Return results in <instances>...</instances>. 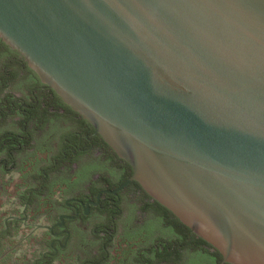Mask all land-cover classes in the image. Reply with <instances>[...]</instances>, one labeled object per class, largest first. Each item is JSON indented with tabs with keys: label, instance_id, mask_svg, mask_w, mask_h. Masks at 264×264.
Segmentation results:
<instances>
[{
	"label": "water",
	"instance_id": "obj_1",
	"mask_svg": "<svg viewBox=\"0 0 264 264\" xmlns=\"http://www.w3.org/2000/svg\"><path fill=\"white\" fill-rule=\"evenodd\" d=\"M0 42L221 257L264 264V0H0Z\"/></svg>",
	"mask_w": 264,
	"mask_h": 264
},
{
	"label": "flooded vegetation",
	"instance_id": "obj_2",
	"mask_svg": "<svg viewBox=\"0 0 264 264\" xmlns=\"http://www.w3.org/2000/svg\"><path fill=\"white\" fill-rule=\"evenodd\" d=\"M1 44L0 192L12 196L1 205L0 264H125L115 257L129 244L152 249L157 264H220L136 182L108 193L129 166Z\"/></svg>",
	"mask_w": 264,
	"mask_h": 264
},
{
	"label": "rangeland",
	"instance_id": "obj_3",
	"mask_svg": "<svg viewBox=\"0 0 264 264\" xmlns=\"http://www.w3.org/2000/svg\"><path fill=\"white\" fill-rule=\"evenodd\" d=\"M3 90L2 88H0V95L3 93ZM8 90V89H7ZM11 91L13 92H18V88L17 86H14L10 89ZM12 178V181H11V185L15 183H17V179H16V175L13 174V176L11 177ZM0 181L3 182V181H7V178L5 176H1L0 177ZM11 195V191L9 189V186H6V188H4V191L3 192H0V207L1 205L3 204L4 201H7L9 198H10ZM4 208L5 207H1L0 208V212H4ZM130 247L128 246H124L119 249V253L116 254V257H115V261L117 262L120 258L125 257L127 259L126 263L125 264H133V259L132 257L134 256V254L137 253V247L138 246H134L132 247V244H129ZM25 249V246L23 247V250ZM33 251L36 253L38 251L37 247L33 249ZM120 257V258H119ZM115 262V263H116Z\"/></svg>",
	"mask_w": 264,
	"mask_h": 264
},
{
	"label": "trees",
	"instance_id": "obj_4",
	"mask_svg": "<svg viewBox=\"0 0 264 264\" xmlns=\"http://www.w3.org/2000/svg\"><path fill=\"white\" fill-rule=\"evenodd\" d=\"M4 48L5 49H8L5 46H4ZM0 103H1V100H0ZM154 203L159 207V209H161L162 211H164L168 215L172 216L166 209H164L163 207H161L160 205H158L156 202H154ZM174 221L176 222L177 225L182 226L175 218H174ZM185 229H186V231L188 233H190L187 228H185ZM191 236H192V234H191ZM198 242H200L201 244L206 245L207 247H209L208 244H206L205 242H203L199 238H198ZM147 249H149V248H147ZM147 253L151 255L150 258L146 257V254ZM132 259H133V261H132L133 264H157L158 260H160L161 257H158L157 254L153 253V250L152 249H149V251H146L145 249H141L139 252H137V255L135 256V258L132 257ZM214 264H216V263H214Z\"/></svg>",
	"mask_w": 264,
	"mask_h": 264
}]
</instances>
